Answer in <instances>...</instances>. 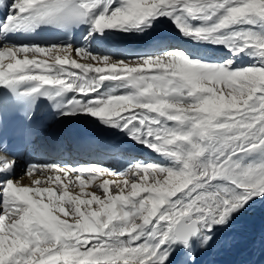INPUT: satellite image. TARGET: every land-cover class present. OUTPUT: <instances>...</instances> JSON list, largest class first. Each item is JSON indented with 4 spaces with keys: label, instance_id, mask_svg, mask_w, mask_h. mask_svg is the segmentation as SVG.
I'll return each instance as SVG.
<instances>
[{
    "label": "snow or ice",
    "instance_id": "obj_1",
    "mask_svg": "<svg viewBox=\"0 0 264 264\" xmlns=\"http://www.w3.org/2000/svg\"><path fill=\"white\" fill-rule=\"evenodd\" d=\"M257 202L264 0H0V264H207Z\"/></svg>",
    "mask_w": 264,
    "mask_h": 264
},
{
    "label": "bare ground",
    "instance_id": "obj_2",
    "mask_svg": "<svg viewBox=\"0 0 264 264\" xmlns=\"http://www.w3.org/2000/svg\"><path fill=\"white\" fill-rule=\"evenodd\" d=\"M43 111L46 124L37 137V147L31 153L32 159L40 162L61 158L82 159V155L74 150V145L99 135L96 133L97 130L89 122H83V126L74 129L70 121L61 122L53 119L50 107ZM54 140L62 141L66 150L61 151L54 146ZM132 150L139 156L147 155L142 149L132 147ZM22 165L21 161V167ZM20 170L18 168V173ZM106 178L114 179V177ZM92 190L91 186L86 189V191ZM228 238L231 240V245L222 247L214 254L206 255L204 260L207 264H264V202H257L238 217Z\"/></svg>",
    "mask_w": 264,
    "mask_h": 264
},
{
    "label": "rangeland",
    "instance_id": "obj_3",
    "mask_svg": "<svg viewBox=\"0 0 264 264\" xmlns=\"http://www.w3.org/2000/svg\"><path fill=\"white\" fill-rule=\"evenodd\" d=\"M159 35H169V31L167 30V29H164V30H162L160 33H159ZM117 46H119V47H127V48H130L131 46H135V48H130V49H138V48H140L141 46H143L142 45V43L141 42H136V41H132V42H128L127 44H124V45H117ZM86 123H87V121H86ZM97 134H99L98 132H96ZM111 138H113V139H118V137H111ZM111 138H109V139H111ZM134 148H137V149H142L144 152H147V154H148V152H149V150H147V149H144V148H141L140 146H133Z\"/></svg>",
    "mask_w": 264,
    "mask_h": 264
}]
</instances>
